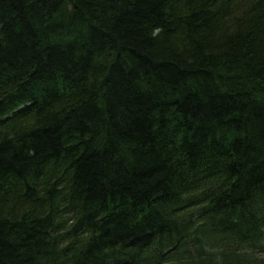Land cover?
I'll return each mask as SVG.
<instances>
[{
  "label": "trees",
  "instance_id": "16d2710c",
  "mask_svg": "<svg viewBox=\"0 0 264 264\" xmlns=\"http://www.w3.org/2000/svg\"><path fill=\"white\" fill-rule=\"evenodd\" d=\"M0 264H264V0H0Z\"/></svg>",
  "mask_w": 264,
  "mask_h": 264
}]
</instances>
